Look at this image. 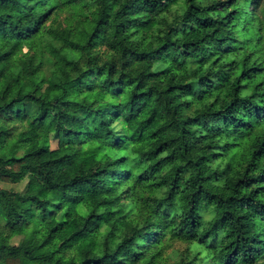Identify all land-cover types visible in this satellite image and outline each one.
I'll use <instances>...</instances> for the list:
<instances>
[{
	"label": "trees",
	"instance_id": "16d2710c",
	"mask_svg": "<svg viewBox=\"0 0 264 264\" xmlns=\"http://www.w3.org/2000/svg\"><path fill=\"white\" fill-rule=\"evenodd\" d=\"M0 151V264H264V0H0Z\"/></svg>",
	"mask_w": 264,
	"mask_h": 264
},
{
	"label": "rangeland",
	"instance_id": "374dc122",
	"mask_svg": "<svg viewBox=\"0 0 264 264\" xmlns=\"http://www.w3.org/2000/svg\"><path fill=\"white\" fill-rule=\"evenodd\" d=\"M77 14L82 15L83 9L81 7H77L76 11ZM65 14V11H62L59 13V16H63ZM99 12L97 11L95 13V17H97ZM17 48L20 50H24L25 46L22 44H17ZM51 146H54L55 140L53 138L50 139ZM123 152H128V150H124ZM8 151H0V155L6 156L8 155ZM111 153V152H110ZM58 167L56 165L49 164L47 166V169L49 172H53ZM0 186L8 187L15 189L20 192H35L37 194H43L44 188L40 183H34V182H27L26 178H22L19 181L16 182H0ZM148 189V188H147ZM125 202L127 204L123 205V213L124 215H121L122 218H129L130 220H135V208L137 206V201L132 200L131 197H128ZM152 206V205H151ZM205 214V212L203 213ZM4 218L0 213V222H3ZM167 233L162 237L161 244L159 245V259L157 261V264H179V262L184 258V244L178 240H174V238L166 239ZM20 237L18 235H13L9 238L10 243L18 242ZM214 241V239H211ZM204 247L202 245H196L193 249V251L190 252V256L192 254H195L198 251H203ZM199 254V253H198Z\"/></svg>",
	"mask_w": 264,
	"mask_h": 264
}]
</instances>
